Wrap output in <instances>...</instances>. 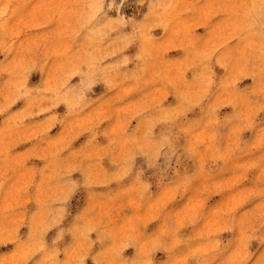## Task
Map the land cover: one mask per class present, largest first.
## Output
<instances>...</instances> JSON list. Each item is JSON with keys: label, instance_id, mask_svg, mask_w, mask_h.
<instances>
[{"label": "rangeland", "instance_id": "rangeland-1", "mask_svg": "<svg viewBox=\"0 0 264 264\" xmlns=\"http://www.w3.org/2000/svg\"><path fill=\"white\" fill-rule=\"evenodd\" d=\"M0 264H264V0H0Z\"/></svg>", "mask_w": 264, "mask_h": 264}]
</instances>
